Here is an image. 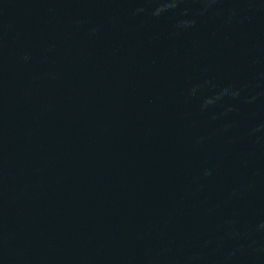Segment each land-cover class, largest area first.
Returning a JSON list of instances; mask_svg holds the SVG:
<instances>
[{
    "label": "water",
    "instance_id": "1",
    "mask_svg": "<svg viewBox=\"0 0 264 264\" xmlns=\"http://www.w3.org/2000/svg\"><path fill=\"white\" fill-rule=\"evenodd\" d=\"M0 264H264V0H0Z\"/></svg>",
    "mask_w": 264,
    "mask_h": 264
}]
</instances>
